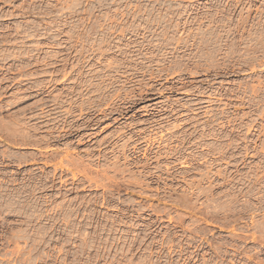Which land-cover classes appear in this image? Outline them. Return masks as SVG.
I'll use <instances>...</instances> for the list:
<instances>
[{"label": "rangeland", "instance_id": "obj_1", "mask_svg": "<svg viewBox=\"0 0 264 264\" xmlns=\"http://www.w3.org/2000/svg\"><path fill=\"white\" fill-rule=\"evenodd\" d=\"M0 161V264H264V0H0Z\"/></svg>", "mask_w": 264, "mask_h": 264}, {"label": "bare ground", "instance_id": "obj_2", "mask_svg": "<svg viewBox=\"0 0 264 264\" xmlns=\"http://www.w3.org/2000/svg\"><path fill=\"white\" fill-rule=\"evenodd\" d=\"M156 94H159L160 95V93H156ZM159 97V96H158ZM155 97H153L152 98V100L154 99ZM156 98H157V96H156ZM150 100V99H149ZM52 107H53V109H51V110H48V111H45V110H41L40 111V113L39 114H36L35 116H33V118L36 120V121H38L37 123H35V124H32L31 126L32 127H30L31 128V130L32 131H37V130H39V129H43V128H46L45 127V125H42L41 126V124H43V123H45V124H48V123H50V122H52L53 123V126L55 125V124H57V123H55L56 122V120L54 121L53 119H48L49 118V116L50 115H52V113L51 112H53V111H55V108L57 107V105H55V104H53V105H51ZM132 106H133V104H132ZM59 107V106H58ZM152 107V106H151ZM46 108V107H45ZM127 108H130V106L129 107H127ZM127 108H124V106L123 107H121V108H118V109H114L113 111H110V112H102V111H99L97 114L100 116L99 118L96 116V117H93L92 118V116H89L88 118H86V117H82V115L80 114V115H77V118H78V120H82L83 122L78 126H76L75 128H74V126L73 125H69L70 123L69 122H67V120L68 119H66V117L65 116H63V117H65V119H64V123L65 124H67V125H62V123L60 124L59 123V125H62V127L61 128H56L55 130L53 129V127L52 128H50V132H46V130L44 131L45 132V135L43 136V137H40V138H36L37 136H35V134H32V136H30V135H28V138L30 139V142H29V144L30 145H32V146H35V147H37L38 145L39 146H41L42 144L41 143H45L46 144V146H47V144L49 143V141H54V140H58L57 138H59V137H57L56 136V134H59V135H66V134H68L69 136H71L72 134H78L79 132H83L84 131V133L81 135V136H77L75 139H76V142H78V143H80V142H83V140H86L87 142H90L93 138V135L96 133L95 131H93V130H97L98 129V127L100 126V123L101 122H103V121H106V120H112L113 122H117V121H119V119H117V118H125V116H126V113L128 112V111H126V109ZM66 113V112H65ZM67 115H68V113H66ZM63 115V114H62ZM114 115H116V118H113V116ZM58 116V115H57ZM57 116H56V118H57ZM61 116V115H60ZM94 116V115H93ZM62 117V118H63ZM55 118V119H56ZM71 118V117H70ZM113 118V119H112ZM58 122V121H57ZM60 122H62L61 120H60ZM52 125V124H51ZM58 125V126H59ZM57 126V125H56ZM61 130H67V132H63V133H61L60 131ZM85 132H87V133H85ZM89 132V133H88ZM104 145V144H103ZM45 146V147H46ZM65 151H64V153H62L61 154V156L59 155V158H56V160L57 159H60V161H59V164H57L56 165V168L54 169V172L53 173H51V179L48 181V182H46V184L44 185V187L43 188H46V189H54L55 188V186L53 185V181L54 180H57L58 181V184L60 185V187H62V186H66L67 184V181L66 180H63L62 179V177L61 176H56V174H55V171L57 170V169H59L61 172H63V171H66V172H69L70 174H71V182L73 183L75 180H76V178H77V175L79 176L81 173H84L82 176H84V177H86V179H88V180H90V182H91V184H92V186L94 185L95 186V184H93L92 183V180L94 179V178H97L98 177V175H96V176H94L93 177V179H91L90 177H88V176H86L88 173H90L89 172V169L87 168L88 166H89V164L91 165V163H85V160H82L81 158H75V159H69V157L71 156L70 155V153H69V150L67 149L68 147H67V143L65 144ZM101 146L102 145H99L98 146V148L100 147L101 148ZM135 147V146H134ZM108 150H110V148H102L100 151H98V154H97V159H101V157L103 158V160L102 161H105L106 159H107V156L109 155V153H110V151H108ZM121 151H125L126 150V146H122L121 147V149H120ZM107 151V152H106ZM120 152V151H119ZM53 155H51L52 157L53 156H55L56 155V157H57V153L55 152V151H53ZM123 153V152H122ZM124 154V153H123ZM121 155V154H120ZM131 155V154H130ZM134 155V154H133ZM88 157L89 155H85V157ZM72 157V156H71ZM51 158V157H50ZM90 158H92V156L90 157ZM125 158V157H124ZM155 158V157H154ZM49 160V159H48ZM53 160H55V158L53 157ZM53 160H52V162H53ZM55 160V161H56ZM46 161V160H45ZM50 161V160H49ZM89 162V161H88ZM0 163H2V161H0ZM45 163H48V162H45ZM109 166V165H108ZM108 166H106L105 167V170L103 171L105 174H106V172L108 171H106V168L108 167ZM112 167V166H111ZM103 168H104V166H103ZM110 168V167H109ZM113 169L115 168L114 166L112 167ZM112 168H110L111 170H112ZM156 168V167H155ZM159 168V167H158ZM75 169H78L79 171H80V173H78V171H76V172H73V170H75ZM110 169H109V171H110ZM154 169V168H153ZM160 169V168H159ZM158 169V170H159ZM167 169V168H166ZM115 170H119V169H115ZM157 170V169H156ZM90 171H91V169H90ZM100 171H102V170H100ZM113 171V170H112ZM120 171V170H119ZM118 171V172H119ZM156 172V171H155ZM102 175L104 174V173H102V172H100ZM107 173H110V172H107ZM158 173V172H157ZM91 174V173H90ZM97 174H98V172H97ZM100 174V175H101ZM153 174V173H152ZM156 174V173H155ZM89 175V174H88ZM92 175V174H91ZM151 175V174H150ZM90 176V175H89ZM105 176V175H104ZM103 176V177H104ZM157 176V175H156ZM92 177V176H91ZM100 177H102V176H100ZM107 177H108V174H107ZM152 177V176H151ZM151 177H149V178H151ZM109 178V177H108ZM85 179V180H86ZM98 179H100V178H98ZM35 180H37V179H35ZM97 180V179H96ZM102 179H100V181H101ZM93 181H95V180H93ZM99 180H98V182H100ZM104 181V180H103ZM103 181H101V183L103 182ZM89 182V181H88ZM87 182V183H88ZM72 183H70V185L72 186ZM95 183H97V182H95ZM10 184H12V181H10ZM5 187H7V189H5V187H1L0 188V201H2V203H12L10 200H9V197H10V194H11V192L14 190H10L9 189V185H7V184H5L4 185ZM27 186H29V182L27 181V183H26V185H23L22 186V188H20L19 190H22V194H28L29 192H28V189H26L27 188ZM93 186V187H94ZM96 186H99V184H96ZM103 186L104 185H100V187H102L103 188ZM11 187V186H10ZM91 187V186H90ZM26 189V190H25ZM19 190L18 189H16L15 190V192H16V194H19ZM68 190H72V189H68ZM9 193V194H6V193ZM30 194H32V192H30Z\"/></svg>", "mask_w": 264, "mask_h": 264}]
</instances>
